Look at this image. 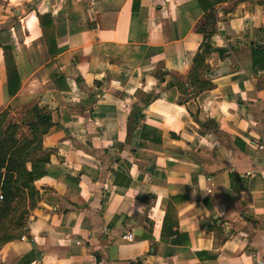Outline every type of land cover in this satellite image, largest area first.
Here are the masks:
<instances>
[{"label":"crops","instance_id":"0c3cea01","mask_svg":"<svg viewBox=\"0 0 264 264\" xmlns=\"http://www.w3.org/2000/svg\"><path fill=\"white\" fill-rule=\"evenodd\" d=\"M261 46L264 0H0V115L53 123L0 264H264Z\"/></svg>","mask_w":264,"mask_h":264},{"label":"trees","instance_id":"16d2710c","mask_svg":"<svg viewBox=\"0 0 264 264\" xmlns=\"http://www.w3.org/2000/svg\"><path fill=\"white\" fill-rule=\"evenodd\" d=\"M38 20L44 36L45 34L47 35V32L49 33V27L52 26L50 17L38 15ZM215 24L216 18L211 11L206 15L204 29L197 31L207 38L213 32ZM208 28L210 31L207 30ZM54 47V43L48 45L50 58H54L56 55L53 52ZM252 60L254 65L259 64L261 61L264 62V46L258 47L253 51ZM53 66L54 62L52 63ZM49 68L52 80L59 85L62 77L60 74L55 75L51 71V66ZM8 88L10 97L15 96L20 88L17 72L13 69L8 71ZM156 97L157 94L147 96L141 106H134L132 111L134 125L144 120L142 112ZM9 115V112H4L0 115V193L4 198L0 203V211L6 206L16 205L15 209L18 217V212L22 209L21 207L26 206V195L22 193L24 192L23 189H29L34 181L44 176L46 160L39 159L34 162L32 161V169L30 172L27 171L26 165L30 162L33 147H39L37 145L40 143L42 137L47 134L49 128L53 126V123L52 115L38 105H34L29 110L27 109L25 117L20 120L19 125L15 124L13 119L9 120ZM23 127H27L30 133L21 134L20 130ZM142 128L143 130L147 129L144 125ZM29 191V197L34 200L33 191L30 189ZM25 215L27 216V214ZM24 218L19 217L14 221L15 230L20 228V224L22 225L23 223L24 225Z\"/></svg>","mask_w":264,"mask_h":264},{"label":"rangeland","instance_id":"374dc122","mask_svg":"<svg viewBox=\"0 0 264 264\" xmlns=\"http://www.w3.org/2000/svg\"><path fill=\"white\" fill-rule=\"evenodd\" d=\"M31 108H32V106L29 107V109H31ZM27 109H28V107L26 109H24L23 111H21L20 113H18V114H20L19 119H22L23 117H25V113L27 112ZM20 133L21 134H29L30 130L25 129V130H22ZM33 202H34V200H33ZM15 206L16 205L6 206V207H4V209H2L0 211V243L14 238V235L18 230V229L17 230L14 229V221L19 217L24 218V216H26L25 214L30 213L28 210L29 209L28 207L22 206L21 207L22 209L18 212L19 215L17 217V212L15 209L16 208ZM25 219L26 218H24V220ZM10 221H11V223H10Z\"/></svg>","mask_w":264,"mask_h":264},{"label":"built area","instance_id":"2783aa9c","mask_svg":"<svg viewBox=\"0 0 264 264\" xmlns=\"http://www.w3.org/2000/svg\"><path fill=\"white\" fill-rule=\"evenodd\" d=\"M261 149H263V146H260ZM4 200L3 195L0 193V203ZM124 240H132V236L128 235L123 238Z\"/></svg>","mask_w":264,"mask_h":264}]
</instances>
